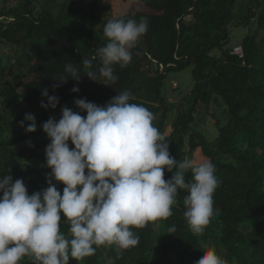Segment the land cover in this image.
<instances>
[{"label": "trees", "instance_id": "1", "mask_svg": "<svg viewBox=\"0 0 264 264\" xmlns=\"http://www.w3.org/2000/svg\"><path fill=\"white\" fill-rule=\"evenodd\" d=\"M104 4L0 0V178L22 179L29 194L48 187L51 169L45 149L51 141L43 123L53 113L62 114L63 107L86 116L74 107L76 99L104 106L127 90L130 103L154 114L153 124L166 137L172 157L180 161L197 152L199 160L215 165L218 214L214 212L203 234H193L184 217L188 193L179 190L172 216L132 229L140 237L136 247L117 256L115 245H103L81 261L70 257L69 264H196L210 247L228 264H264V0H154L148 2L153 12L132 9L116 17L100 12ZM142 17L148 31L130 49L131 62L113 66L115 83L99 76L94 81L86 74L79 81L58 80L68 75L66 64L82 68L84 59H92L106 45L103 28L109 20L139 22ZM235 27L245 30L237 45L232 42ZM237 46L242 56L234 52ZM101 66L98 57L93 59L95 70ZM188 67L193 88L178 99L166 97V76ZM44 89L59 97L55 109L41 107L42 101L47 104ZM202 107L207 126L213 123L218 129L213 139L197 129ZM26 113L35 117L34 132L25 131L31 123ZM69 146L74 147L71 141ZM174 172L165 168L164 178ZM185 179H192L190 171ZM52 183L62 194L65 185L54 179ZM65 219L61 213L60 230L70 236ZM172 227L176 232L168 233ZM20 264L32 260L25 257Z\"/></svg>", "mask_w": 264, "mask_h": 264}, {"label": "clouds", "instance_id": "2", "mask_svg": "<svg viewBox=\"0 0 264 264\" xmlns=\"http://www.w3.org/2000/svg\"><path fill=\"white\" fill-rule=\"evenodd\" d=\"M147 31L148 21L143 17L139 22L109 20L103 28L106 45L92 59H84L82 68L66 64L68 75L58 80L79 81L86 74L94 81L99 76L115 83L118 77L113 66L123 68L131 62L130 49ZM97 57L102 65L98 71L93 68ZM42 95L47 104L42 101L41 107L55 109L59 97L49 96L47 89ZM130 98L125 90L104 106L76 99V107L86 110V116L63 107L58 122L49 118L43 123L51 141L45 149L46 165L51 169L48 187L29 194L22 179L0 178V264H20L25 257L32 264H69L70 257L81 261L103 245H115L117 256H122L124 250L140 243L133 228L173 215L179 190L188 193L184 217L190 231L203 234L214 212L218 214L213 199L219 183L215 165L206 158L177 161L170 155L166 137L153 124L154 114L142 104L130 103ZM25 120L31 122L25 131L34 132V115L26 113ZM20 124L24 126V121ZM165 168L168 172L175 169L168 180ZM189 171L192 179L186 181ZM53 178L65 185L62 194ZM61 213L70 223V236L60 230ZM173 232L174 227L168 230ZM196 264L228 261L210 247Z\"/></svg>", "mask_w": 264, "mask_h": 264}, {"label": "rangeland", "instance_id": "3", "mask_svg": "<svg viewBox=\"0 0 264 264\" xmlns=\"http://www.w3.org/2000/svg\"><path fill=\"white\" fill-rule=\"evenodd\" d=\"M154 1V0H104V7L100 10L102 14L108 15V17H116L119 16L120 14L126 13L131 11L132 9L136 10H147L150 12H153L154 10L148 6V2ZM158 1V0H157ZM17 0H11V3H15ZM245 35V30L244 28L241 27H235L233 29V40L232 42L237 45L239 41L243 38ZM9 49L6 48V51ZM234 52H242V48L240 46H237L236 49H234ZM16 79H20L18 76ZM179 85L177 89H174L173 86L175 87L176 85ZM194 78L192 74V67L184 68L182 70H177V71H171L165 79L164 85H163V94L173 99H178L182 95H185L188 93L194 86ZM74 107L79 110L76 105ZM80 111V110H79ZM86 111V110H85ZM205 108L202 107L200 109V115L199 118L197 119V129L199 131L206 130L207 135L210 139H213L217 133L218 129H216L215 125L213 123H208L209 126H207V123H205L204 117L205 115ZM55 120H59L61 118L60 113H53ZM154 122V121H153ZM207 128L210 129V133H208ZM192 158L200 159L199 153L196 152L194 156L191 155ZM190 157V158H191ZM87 172V169H86ZM54 179V178H53Z\"/></svg>", "mask_w": 264, "mask_h": 264}, {"label": "built area", "instance_id": "4", "mask_svg": "<svg viewBox=\"0 0 264 264\" xmlns=\"http://www.w3.org/2000/svg\"><path fill=\"white\" fill-rule=\"evenodd\" d=\"M235 49H236V48H235ZM238 53H239V55H240V56H242V55H243V54H242V52H238Z\"/></svg>", "mask_w": 264, "mask_h": 264}]
</instances>
